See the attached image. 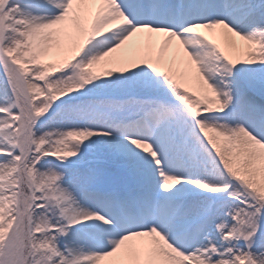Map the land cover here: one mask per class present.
Returning a JSON list of instances; mask_svg holds the SVG:
<instances>
[{"label": "snow or ice", "instance_id": "6c2138e0", "mask_svg": "<svg viewBox=\"0 0 264 264\" xmlns=\"http://www.w3.org/2000/svg\"><path fill=\"white\" fill-rule=\"evenodd\" d=\"M0 264H264V0H0Z\"/></svg>", "mask_w": 264, "mask_h": 264}]
</instances>
